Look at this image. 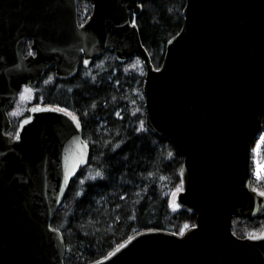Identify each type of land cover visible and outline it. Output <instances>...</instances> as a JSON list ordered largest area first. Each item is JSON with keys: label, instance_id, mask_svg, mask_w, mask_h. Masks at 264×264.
I'll return each mask as SVG.
<instances>
[{"label": "water", "instance_id": "1", "mask_svg": "<svg viewBox=\"0 0 264 264\" xmlns=\"http://www.w3.org/2000/svg\"><path fill=\"white\" fill-rule=\"evenodd\" d=\"M85 1L79 24V0H0V264H64L51 219L89 156L71 112L33 104L11 132L7 109L47 69L70 77L106 50L141 59L145 126L183 157L170 206L195 219L181 233L135 231L88 264H264V230H232L234 217L264 209L250 182L264 122V0H185L158 67L132 24L142 0Z\"/></svg>", "mask_w": 264, "mask_h": 264}, {"label": "trees", "instance_id": "2", "mask_svg": "<svg viewBox=\"0 0 264 264\" xmlns=\"http://www.w3.org/2000/svg\"><path fill=\"white\" fill-rule=\"evenodd\" d=\"M140 3L133 19L158 67L166 42L181 28L185 0ZM77 10L83 20L91 7L81 0ZM144 72L137 54L118 62L115 52L106 50L70 77L56 78L53 68L47 69L32 87L34 102L77 117L89 146L87 164L70 180L51 219L64 239V264H88L138 230L181 233L194 223L195 214L170 206V195L180 186L183 157L167 138L145 126ZM252 185L264 193V180ZM232 230L239 237L261 232L264 209L253 218L234 217Z\"/></svg>", "mask_w": 264, "mask_h": 264}, {"label": "rangeland", "instance_id": "3", "mask_svg": "<svg viewBox=\"0 0 264 264\" xmlns=\"http://www.w3.org/2000/svg\"><path fill=\"white\" fill-rule=\"evenodd\" d=\"M34 101H36L34 97V89L32 87L23 88L8 111L10 117L13 120H18L22 115L27 112L28 108L32 104L36 103ZM179 189L180 186L176 189V191H178ZM176 191L170 195L169 201L172 199Z\"/></svg>", "mask_w": 264, "mask_h": 264}, {"label": "built area", "instance_id": "4", "mask_svg": "<svg viewBox=\"0 0 264 264\" xmlns=\"http://www.w3.org/2000/svg\"><path fill=\"white\" fill-rule=\"evenodd\" d=\"M264 134V126L255 138L250 155V174L251 179L254 181L264 180V170H261V174L259 177L255 175L256 171V163L254 161H258L260 164H264V141L260 140L261 135Z\"/></svg>", "mask_w": 264, "mask_h": 264}, {"label": "snow or ice", "instance_id": "5", "mask_svg": "<svg viewBox=\"0 0 264 264\" xmlns=\"http://www.w3.org/2000/svg\"><path fill=\"white\" fill-rule=\"evenodd\" d=\"M135 23H136V21H135V19H133L132 20V24H135ZM31 55H36V53L35 52H31ZM85 63H87V61H85ZM260 140L264 141V134L261 135ZM254 163H256L255 175L257 177H259L260 174H261V170H264V164H260L258 161H254ZM261 195H264V193H261ZM262 235H264V234H262Z\"/></svg>", "mask_w": 264, "mask_h": 264}, {"label": "flooded vegetation", "instance_id": "6", "mask_svg": "<svg viewBox=\"0 0 264 264\" xmlns=\"http://www.w3.org/2000/svg\"><path fill=\"white\" fill-rule=\"evenodd\" d=\"M79 1H81V0H79ZM85 1V0H84ZM143 1V0H142ZM86 2V1H85ZM141 2V1H140ZM79 3V2H78ZM141 4V3H140ZM78 6V5H77ZM90 6V5H89ZM91 7V6H90ZM91 13V12H90ZM89 15H87L83 20H79L78 19V10H77V19H78V23L79 24H82L84 21H85V19L88 17ZM132 19L134 18V17H131ZM92 62V61H91ZM90 62V63H91ZM82 65V64H81ZM83 66V65H82ZM10 120H13L11 117H10Z\"/></svg>", "mask_w": 264, "mask_h": 264}]
</instances>
